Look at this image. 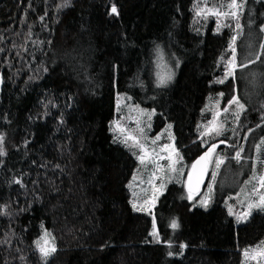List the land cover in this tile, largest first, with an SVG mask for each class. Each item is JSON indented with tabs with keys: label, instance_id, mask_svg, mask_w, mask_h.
I'll use <instances>...</instances> for the list:
<instances>
[{
	"label": "trees",
	"instance_id": "1",
	"mask_svg": "<svg viewBox=\"0 0 264 264\" xmlns=\"http://www.w3.org/2000/svg\"><path fill=\"white\" fill-rule=\"evenodd\" d=\"M196 2L0 0V264H250L264 209L238 221L218 187L204 204L183 180L152 212L136 209L128 185L138 153L113 129L122 97L153 108L157 126L173 123L185 177L221 139L201 124L210 98L225 107L235 97L243 109L217 178L232 162L236 175L245 161L256 173L264 79L261 91L241 93L239 43L263 28L264 0H243L239 27L200 18ZM233 37L237 67L225 77ZM160 49L176 55L163 86L153 70ZM47 229L56 251L45 258L36 242Z\"/></svg>",
	"mask_w": 264,
	"mask_h": 264
},
{
	"label": "rangeland",
	"instance_id": "2",
	"mask_svg": "<svg viewBox=\"0 0 264 264\" xmlns=\"http://www.w3.org/2000/svg\"><path fill=\"white\" fill-rule=\"evenodd\" d=\"M231 3L232 0H197L196 5L200 18L214 17L217 25L225 26L233 23L236 25L239 20V13L243 9V0H237V3L242 5L239 9H230L228 5ZM231 11L237 12L238 19L231 15L217 16L212 14L213 12L229 13ZM239 48V58L242 61V65L238 69L240 91L242 94L250 96L252 93L263 89V84L260 85V83L264 79V26L261 30L256 29L253 31L250 28L244 30ZM233 49H235L234 52ZM236 53L237 48L235 43L232 42L225 64V77L229 76V71L233 72L237 67ZM175 57V54L165 49H160L157 52L153 65L156 85L163 86L173 80L176 72L172 59ZM161 77L165 78L166 83L160 84ZM232 101L233 99L225 107H221L220 96L214 95L208 102L204 113L205 117L202 119L201 124L205 127V130L216 131L221 139L219 142L212 144L207 150L209 178L206 185L198 194L188 192V196L192 200L201 199L200 202L206 204L211 199V191H215L218 187V192L225 193L223 197L231 213L238 221H245L253 211L264 209V206H255L261 203V197L264 196V188L259 183V177L264 176V141L258 144V136L254 135L252 146H254V149L256 148L255 156L257 157H255V161L257 168L252 177L250 161L240 163L242 167L239 173L242 175H236L237 172L233 167L238 162H232L224 178L221 181L218 180L217 171L219 167H217V162L223 161V152L230 148L229 136L232 138V128L235 124H238L237 120L242 110L235 109L238 105L232 103ZM113 129L122 141L132 145L138 153V167L128 185L131 201L136 209L152 212L159 197L171 182L183 180L186 186L193 162L184 177L185 161L177 147L175 131L171 121H166L164 124L157 126L153 108L130 104L127 96H124L118 101V111L113 121ZM141 156L145 157L143 163L140 159ZM240 177L247 180L243 186L240 185ZM253 177H256V179H253ZM250 205L253 206L250 208ZM245 215L246 219H240ZM156 230L157 225L154 222V232ZM45 233L48 234L47 237H45ZM42 238H46L49 244L55 247L53 236L48 229L38 239L41 243H43ZM262 252H264V242L247 248L245 250V261L250 264H264V254H261Z\"/></svg>",
	"mask_w": 264,
	"mask_h": 264
},
{
	"label": "snow or ice",
	"instance_id": "3",
	"mask_svg": "<svg viewBox=\"0 0 264 264\" xmlns=\"http://www.w3.org/2000/svg\"><path fill=\"white\" fill-rule=\"evenodd\" d=\"M228 7L230 9H239V8L242 7V5L239 4V3H237V0H232V3L229 4ZM112 12L113 13L116 12V8L115 7L112 8ZM212 14L213 15H217V16H220V15H231L234 18H237L238 19V15H237V12L236 11H231L229 13L213 12ZM237 27H239V24H237ZM217 31H219V28L217 29ZM234 42H235V37H233V43ZM234 51H235V49H233V52ZM232 63L234 64V61ZM231 74H232V72L229 71V75H231ZM169 79H170V77H169ZM164 83H166V80H165L164 77H161L160 78V84H164ZM232 103H236L241 109H243V105H240L239 104V101L235 97L233 98ZM225 111H227V109H225ZM2 139H3V137H0V141H2ZM0 155H3V151L2 150H0ZM239 156H240V154L237 153L236 158L239 159ZM140 159H141V162L143 163L145 157L144 156H141ZM203 159H204V157H201V160H203ZM220 163H222V161H218L217 162V167H219V164ZM194 167H195V165H194ZM253 179H256V177H253ZM259 183H260V186L262 188H264V176H260L259 177ZM252 206L253 205H250L249 207L251 208ZM255 206L256 207H262V206H264V196L261 197V203L260 204H256ZM133 207H135V205H133ZM246 218H247L246 215L244 217H240V219H246ZM172 227L173 228L177 227V224L175 222H173ZM47 235L48 234L45 233V237H47ZM42 239H43V243H41V241H37L36 243H37V247L39 248V251L41 252L42 256L46 258L49 255H51V253L55 252L56 249H55L54 245H50L49 244V241L46 238H42ZM261 254H264V252H262Z\"/></svg>",
	"mask_w": 264,
	"mask_h": 264
},
{
	"label": "water",
	"instance_id": "4",
	"mask_svg": "<svg viewBox=\"0 0 264 264\" xmlns=\"http://www.w3.org/2000/svg\"><path fill=\"white\" fill-rule=\"evenodd\" d=\"M201 157H204V159L201 160ZM208 177H209L208 153L207 151H204L196 157V159L192 164L186 183L187 191L192 194H198L207 183Z\"/></svg>",
	"mask_w": 264,
	"mask_h": 264
},
{
	"label": "bare ground",
	"instance_id": "5",
	"mask_svg": "<svg viewBox=\"0 0 264 264\" xmlns=\"http://www.w3.org/2000/svg\"><path fill=\"white\" fill-rule=\"evenodd\" d=\"M209 178V177H208ZM202 191V190H201Z\"/></svg>",
	"mask_w": 264,
	"mask_h": 264
}]
</instances>
